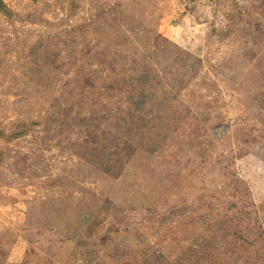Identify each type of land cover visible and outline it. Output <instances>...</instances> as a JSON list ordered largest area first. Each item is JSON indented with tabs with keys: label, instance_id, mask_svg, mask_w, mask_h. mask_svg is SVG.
<instances>
[{
	"label": "rangeland",
	"instance_id": "1",
	"mask_svg": "<svg viewBox=\"0 0 264 264\" xmlns=\"http://www.w3.org/2000/svg\"><path fill=\"white\" fill-rule=\"evenodd\" d=\"M0 264H264V0H0Z\"/></svg>",
	"mask_w": 264,
	"mask_h": 264
},
{
	"label": "trees",
	"instance_id": "2",
	"mask_svg": "<svg viewBox=\"0 0 264 264\" xmlns=\"http://www.w3.org/2000/svg\"><path fill=\"white\" fill-rule=\"evenodd\" d=\"M144 86V85H143Z\"/></svg>",
	"mask_w": 264,
	"mask_h": 264
}]
</instances>
